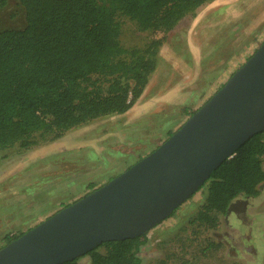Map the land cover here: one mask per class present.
I'll return each instance as SVG.
<instances>
[{
    "label": "rangeland",
    "instance_id": "rangeland-1",
    "mask_svg": "<svg viewBox=\"0 0 264 264\" xmlns=\"http://www.w3.org/2000/svg\"><path fill=\"white\" fill-rule=\"evenodd\" d=\"M15 3L7 0L0 12V31L24 26ZM117 22L125 50L160 41L155 71L127 113L0 153V248L7 237L35 227L90 186L106 184L177 131L186 114L208 101L264 42V0H212L164 35L142 32L123 17ZM205 191L148 232L141 264H264V183L256 198L233 202L231 212L206 230L193 222Z\"/></svg>",
    "mask_w": 264,
    "mask_h": 264
},
{
    "label": "trees",
    "instance_id": "trees-1",
    "mask_svg": "<svg viewBox=\"0 0 264 264\" xmlns=\"http://www.w3.org/2000/svg\"><path fill=\"white\" fill-rule=\"evenodd\" d=\"M211 1L16 0L24 26L0 31V153L27 150L44 136L59 139L96 119L127 113L156 69L160 41L123 49L117 19L164 35ZM6 5L0 0V12ZM263 157L264 131L211 173L193 222L213 229L233 202L256 198L264 183ZM24 233L7 237L3 247ZM147 234L101 245L84 256L87 264H141Z\"/></svg>",
    "mask_w": 264,
    "mask_h": 264
},
{
    "label": "water",
    "instance_id": "water-1",
    "mask_svg": "<svg viewBox=\"0 0 264 264\" xmlns=\"http://www.w3.org/2000/svg\"><path fill=\"white\" fill-rule=\"evenodd\" d=\"M264 131V42L153 152L0 249V264H63L148 233Z\"/></svg>",
    "mask_w": 264,
    "mask_h": 264
},
{
    "label": "flooded vegetation",
    "instance_id": "flooded-vegetation-1",
    "mask_svg": "<svg viewBox=\"0 0 264 264\" xmlns=\"http://www.w3.org/2000/svg\"><path fill=\"white\" fill-rule=\"evenodd\" d=\"M237 203H238V202H237ZM237 203H235V204H237ZM242 206H243L242 203H238L237 208H238V207H242ZM231 210H232V207H230V208L228 209L227 214H229V213L231 212ZM227 214H226V215H227Z\"/></svg>",
    "mask_w": 264,
    "mask_h": 264
}]
</instances>
